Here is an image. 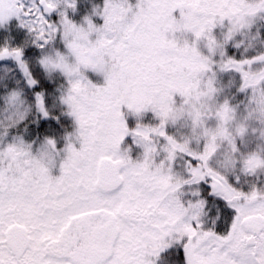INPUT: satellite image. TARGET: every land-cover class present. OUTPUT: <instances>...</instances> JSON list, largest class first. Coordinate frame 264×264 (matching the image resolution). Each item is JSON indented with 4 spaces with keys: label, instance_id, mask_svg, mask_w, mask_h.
<instances>
[{
    "label": "snow or ice",
    "instance_id": "snow-or-ice-1",
    "mask_svg": "<svg viewBox=\"0 0 264 264\" xmlns=\"http://www.w3.org/2000/svg\"><path fill=\"white\" fill-rule=\"evenodd\" d=\"M61 2L75 8V0H0V24L16 17L38 48L61 35L72 63L59 52L39 63L66 76L61 102L79 140L76 147L69 139L58 176L51 174L54 165L38 161L23 140L0 147V264H158L174 243L183 247L184 264H264V188L250 186L245 192L234 186L203 163L207 152L177 145L165 131L174 96L185 104L194 92L197 99L213 98L217 69L238 73L240 91L250 89V101L255 91L264 93V67L253 68L264 64V54L227 57L212 35L227 22V43L264 14V0H104L103 9L94 13L102 16V26L85 17L86 27L73 23L66 11L52 21ZM177 29L194 39L177 46L168 38ZM201 40L211 55L199 50ZM218 49L219 62L213 59ZM9 57L28 85H35L22 49L0 48V59ZM109 67L114 72L108 73ZM87 69L102 72L104 84H93L84 74ZM121 79L128 83L123 97ZM36 105L48 115L41 93ZM125 106L137 115L151 109L159 128L130 130ZM230 110L224 102L209 118L223 121ZM152 134L171 145L165 151L173 163L176 153L188 158L182 183L162 168L153 170L147 159L134 160L121 151L127 136L144 148ZM45 144L56 152L54 140ZM261 167V161H249L244 171L254 174ZM201 182L235 210L225 234L204 227L206 201L199 191L191 193L195 200L182 199L184 186Z\"/></svg>",
    "mask_w": 264,
    "mask_h": 264
},
{
    "label": "trees",
    "instance_id": "trees-1",
    "mask_svg": "<svg viewBox=\"0 0 264 264\" xmlns=\"http://www.w3.org/2000/svg\"><path fill=\"white\" fill-rule=\"evenodd\" d=\"M134 4L136 0H131ZM103 5V0H75V8H69L67 15L75 20L81 19L83 17L92 18L95 21L94 11L99 10ZM263 14L256 17L260 18V22L256 25H250V30L243 29L242 31L236 33L231 40L224 43L225 34L227 32V22L224 26L217 25L213 31L215 34L213 37L218 43L224 45L223 51L226 53L227 57H232L235 59H245L255 57L260 54H264V18ZM54 19V18H52ZM56 20V19H54ZM59 21V20H58ZM57 21V22H58ZM98 22V21H95ZM24 29V28H23ZM22 29V30H23ZM259 31H256V30ZM25 31H22V33ZM27 39H24V35ZM24 35H21V41L19 42L18 48L23 51V59L27 62V66L32 75V78L36 80V84L29 86L27 80L21 73L19 67L17 66L15 60L5 59L0 61V112H4L6 107V101L11 93H18L21 104L19 106L20 117H13L16 120L15 124L10 127L0 129V132H5L4 139L9 141L13 139V136H21L25 141H41L45 137H53V133L57 134L60 131H65L71 127L68 119H65L66 110L60 108L59 106H52V93L55 89V85L59 82L56 78H51L45 74V72L38 65L40 59L51 51H60L64 48L63 40L58 36V40H53L44 49L38 48L32 43V35L27 31ZM258 39V40H257ZM256 49H254V46ZM199 50L207 55L208 49L206 46V41L201 40L198 42ZM220 50H217L216 55L213 57L214 60L219 62L221 60ZM230 73L237 80L231 78ZM224 82H229V84L224 85ZM241 77L238 73L234 71H221L216 70L214 77V86L217 91L215 94H222L221 99L224 103L227 101L231 107L235 109L236 118L242 119L246 115L247 104L249 103L251 90L240 91ZM41 93L44 98L45 110L48 112L46 118L42 117L38 111L36 105V94ZM48 95H50L48 97ZM178 96V94H177ZM4 112V115H7ZM3 117H0L2 119ZM135 121L128 120V125L131 127ZM2 138V139H3ZM15 139V137H14ZM13 139V140H14ZM237 147L240 153L247 154L248 152L256 149L258 141L255 135L247 131L243 136L237 137L236 139ZM231 183L240 184L239 181L234 180V176L231 177ZM244 184L241 183L243 190L249 189L250 186L264 187V176L261 175L260 178H245ZM180 249L174 250V260L177 264H184L183 254Z\"/></svg>",
    "mask_w": 264,
    "mask_h": 264
},
{
    "label": "clouds",
    "instance_id": "clouds-1",
    "mask_svg": "<svg viewBox=\"0 0 264 264\" xmlns=\"http://www.w3.org/2000/svg\"><path fill=\"white\" fill-rule=\"evenodd\" d=\"M189 34L190 33L187 31L177 29L169 32L168 38L177 46H183L186 42L190 43ZM207 55H211V53H208ZM51 57L55 59V56ZM68 63L71 64L72 61L68 60ZM107 71L108 73H112L114 72V69L109 67ZM119 84V95L121 97L126 96L128 92V83L121 79ZM13 93L8 97L4 109V112H7L8 114L4 115V112H0V117H3L0 119V128L10 127L12 124L16 123V120L13 119V117H20L19 106L21 100L19 95L13 98ZM197 95L196 92L193 93L194 98L189 104H185L183 99V102L179 107L176 106L175 102L171 105L172 110L169 114L167 124L179 120H183L185 123L189 120L191 121L190 134L184 135L180 139L169 135L172 137L173 142L177 145L184 146L193 152H207V158L203 163L222 176H225L224 173L231 171L237 162H239L243 172H245L244 169L248 166L249 161L255 162L259 160L264 163V93H261L260 91L254 92L252 100H249V103L247 104L246 115L243 116L242 119L238 120L236 118L235 109L231 107L225 120L218 121L215 119L216 124L214 127L208 126L207 122L210 119L209 116L212 112L217 110L219 104L215 103L213 98L205 96H199L197 99ZM124 108L127 109L126 106ZM197 112L202 114L199 119L195 118ZM138 125L146 128H159L160 120L159 123L155 125ZM249 129L258 141L257 147L247 154L238 156L236 139L237 137L243 136V134L249 131ZM201 140L203 141L202 151H197L191 147L193 141H195L197 147H199ZM21 141L22 139L17 137L14 143L20 145ZM72 142L75 145L79 143V140L74 136ZM144 145L145 147L143 148L142 156L137 160L143 161L147 159V162L153 170L162 168L165 173L172 176L173 181L176 183H182L184 181V175L175 169L173 161L169 159V153L165 151V148L171 150V145H168L167 143L161 144V138L157 134H152L146 141H144ZM221 149L222 151H219L218 154V150ZM121 151L125 155H130L131 148L128 147L123 150L121 149ZM33 156L45 166L51 167L54 165L55 152L47 144H43ZM178 156L182 155L176 153L175 161ZM214 157L216 158V167L210 166V161H212ZM259 170H264V167H261ZM247 174L251 175V173ZM182 194L184 196V189L182 190Z\"/></svg>",
    "mask_w": 264,
    "mask_h": 264
},
{
    "label": "rangeland",
    "instance_id": "rangeland-1",
    "mask_svg": "<svg viewBox=\"0 0 264 264\" xmlns=\"http://www.w3.org/2000/svg\"><path fill=\"white\" fill-rule=\"evenodd\" d=\"M104 6V0H103V5L99 10H102ZM69 8H65V5L63 2L60 3L58 9L56 11H54L51 14L50 19L52 21H58L60 19L59 17V12L60 11H66L68 12ZM97 10V11H99ZM96 11L93 12V15L95 16V22L93 21V23L97 26H102L103 24V18L100 15L94 14ZM175 16H179L178 11L174 13ZM264 15V14H263ZM86 17V16H85ZM85 17L77 20H75L74 18H70L68 16V18L75 23L77 26H85L86 27V23H85ZM89 17V16H88ZM56 20H54V19ZM264 18V16H263ZM92 19V18H91ZM260 22V18L259 17H255L251 23V25L255 24L256 25ZM24 28V29H23ZM23 29V30H22ZM249 31V28H246ZM22 31H25L22 33ZM27 28L22 27L20 24V21L16 18V17H12L10 18L8 21H6L4 24H0V48L2 47H10V48H18L19 46V42L21 41V35H24L27 32ZM256 31H259L258 29ZM215 34V31L212 32V35ZM26 34L23 36L24 39H27V37H25ZM58 36H60V39H62L61 35H57L54 40H58ZM194 37L189 34V40L191 42V40H193ZM63 40V39H62ZM258 40V39H257ZM64 45V48L61 49L60 51H51L49 53H46L44 56H55L57 52H59L62 55H65L68 57L69 61H72V57L68 54V49L66 48V45L63 41L62 43ZM255 47H257V45L254 46V49H256ZM43 56V57H44ZM5 59H12L13 58H4V59H0V61H3ZM24 60V59H23ZM25 61V60H24ZM16 62V61H15ZM25 63H27L25 61ZM17 64V62H16ZM38 65L41 67V69L45 72L46 75H48L51 78H56L57 80H59V82L55 85V89L53 90L52 93V106H59L60 108H63L64 110H66V115H65V119L67 118L68 121L71 124V127L68 128L65 131H60L57 134L53 133V137H45L43 140L41 141H25L26 139H24L21 136H13L12 138L15 139L17 137L21 138L26 144H30L31 145V151L33 152V154H35L40 147L46 143V141L48 139H52L55 141V147H56V152H55V162H54V166L51 168V174L53 176H58L60 174V168L59 165L62 162V160L65 158L66 156V146L69 142V139L73 140L74 136H75V132H76V124L74 119L69 116L67 114V107L66 105L62 104L61 102V96L64 93V90L67 86V78L66 76L59 70H46L40 63H38ZM18 66V64H17ZM19 67V66H18ZM264 67V64H255L253 65L254 69H259ZM20 69V68H19ZM21 71V69H20ZM21 73L23 74V72L21 71ZM84 74L85 76L93 83L96 84L97 86H102L104 84V75L102 72H97V71H93L91 69H87L84 70ZM231 78L234 80H237V77H234L232 75V73H230ZM24 76V74H23ZM25 77V76H24ZM26 79V78H25ZM229 84V82H224V85ZM222 94L218 93V94H214L213 96V101L217 104H222ZM50 95H48L49 97ZM221 97V98H220ZM183 97H180L179 95H175L174 96V101L177 107H179L182 102H183ZM38 108V107H37ZM39 111V109H38ZM122 111L124 112V118L125 121L127 123V126L130 130H134L136 129L138 124L141 125H155L159 123V118L156 116V114L151 110L148 109L142 113H140L139 115L135 114L134 112H131L130 110L126 109V108H122ZM40 112V111H39ZM41 116L46 118L47 116H44V114L42 112H40ZM128 120H132L135 121V123L133 124V126H129L128 125ZM208 126L210 127H214L216 124V120L215 118H210L208 120ZM191 121H187L186 123L183 120H179V121H173V122H169L168 124H166L165 127V131L167 135H172L177 139H180L182 136L184 135H188L190 134L191 131ZM2 130V128H0ZM5 132H0V147L6 146L9 143H14L15 139H11L9 141L8 139H4L3 137H6ZM3 138V139H2ZM166 143L165 140L161 139V144ZM76 147H78V143L75 144ZM131 148L130 151V156L132 159L136 160L138 158H140L142 156L143 153V148L137 144L133 138L132 135H129L125 138L124 142L121 144V149H125V148ZM191 147L197 151H202L203 148V141H200L199 147H197L196 142L193 141ZM238 148V147H237ZM218 150V154H219ZM237 155H242V153H240V150L238 148V153ZM188 159L187 157L184 156H178L175 163H174V167L177 171L181 172L184 177H186L187 173H186V169H185V160ZM216 158L214 157L212 161H210V166L212 167H216ZM226 178L229 180V182L231 183V177L234 176V180L235 181H239L240 184H233L234 186L240 188L241 190H243V188L239 185L246 183L245 182V178H249V177H253V178H260L261 175L264 176V170H258L256 173L254 174H247L245 172L242 171L241 166L239 164V162H237L236 165L233 166L232 170L224 173ZM249 189H245L243 191L247 192ZM192 191H199L200 196L199 198L204 199L206 201V206L204 209V215L202 216V221L204 223V227L207 228H212L217 234H225L229 228H230V224L231 221L235 215V210L229 206H227L226 202L223 201L221 198L214 196L211 193V188L210 185L208 183L205 182H201L199 185H192V186H184V196L182 197V199L184 200H195L197 197H194L191 195ZM175 249H180L179 251L182 252L183 254V261H184V250L183 247L181 246V244L179 243H174L171 247L167 248L166 250H164L160 256L161 259L158 261V264H177L174 260V250Z\"/></svg>",
    "mask_w": 264,
    "mask_h": 264
}]
</instances>
